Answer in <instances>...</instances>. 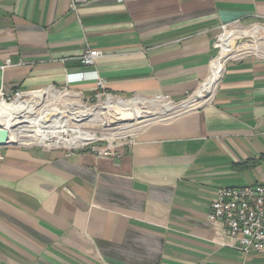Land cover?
Masks as SVG:
<instances>
[{
    "label": "crops",
    "instance_id": "crops-1",
    "mask_svg": "<svg viewBox=\"0 0 264 264\" xmlns=\"http://www.w3.org/2000/svg\"><path fill=\"white\" fill-rule=\"evenodd\" d=\"M261 21L264 0H0V90L83 71L68 88L85 98L95 72L120 97L183 101L222 25ZM86 48L102 53L91 67ZM204 98L116 144L0 147V264H264L207 218L217 189L264 184V59H227Z\"/></svg>",
    "mask_w": 264,
    "mask_h": 264
},
{
    "label": "built area",
    "instance_id": "built-area-1",
    "mask_svg": "<svg viewBox=\"0 0 264 264\" xmlns=\"http://www.w3.org/2000/svg\"><path fill=\"white\" fill-rule=\"evenodd\" d=\"M260 31H264V21L257 23V25L253 23L247 26H243L240 22L222 25V31L216 38L215 45L219 49L221 55V38L225 33H232L235 35L232 39L235 43L243 42L247 39L248 41H251L250 44L247 45L250 47L253 46V48L244 49L248 51L236 55L235 52L237 49L231 47V50L227 54L224 61L233 57L250 54H254L257 57L264 59V51H261L254 46L255 40L261 39V37L258 36V32ZM101 55L102 53L99 50L86 48L79 57V62L84 67H91ZM86 74L87 73L83 71L67 73V85L62 88L49 89H53L58 94H63L66 101L70 100L72 104H75V102L72 101H74V99L78 100L81 94L79 91L70 90V88H68V84L89 79L86 77ZM93 74L94 75L91 76L90 79H93L96 83V93L88 98L99 99L101 97H106V99L111 98L112 100L124 101L120 98V96L118 97L117 95L108 93L106 90L105 80L99 77L95 72ZM46 90L48 89L41 91H21L18 89L7 91L0 90V94L4 101L12 103L16 100H29L31 93L41 92V103L45 107L44 98H47L45 92ZM116 96L118 99H113V97ZM156 97L170 99L168 95H157ZM35 102H38V99H36ZM66 104L67 107L71 105L70 103ZM17 125L13 127L14 130L17 129ZM11 130L12 127L10 129V133L12 132ZM9 141L23 147L40 146L43 149H52L53 145L49 141L35 143L27 138L15 142L11 141L10 136ZM91 143L93 142L90 140L76 146H67L64 142H62L61 144L54 145L53 148L72 151L74 149H80L88 146ZM111 144L112 143H107L106 145ZM97 152L102 156H108L113 153L111 149L107 147H104ZM207 218L216 231L221 232L226 236L228 239V245L241 250L245 254H264V184L254 183L240 187H221L217 189L215 198L210 204Z\"/></svg>",
    "mask_w": 264,
    "mask_h": 264
},
{
    "label": "bare ground",
    "instance_id": "bare-ground-1",
    "mask_svg": "<svg viewBox=\"0 0 264 264\" xmlns=\"http://www.w3.org/2000/svg\"><path fill=\"white\" fill-rule=\"evenodd\" d=\"M235 35L232 33H225L221 38V55L220 59L219 57L215 59L213 64L211 65V71L210 76L205 80V82L202 84L200 90L193 96V98H190L189 100L182 101L181 104H185L188 102H193L194 99H200L205 97L212 89L213 84L215 83L222 63L224 62V59H226L227 54L231 50V43L232 39ZM46 93H51L53 97L56 98L58 93L54 91L53 89H48L45 91ZM41 92H35L31 93L30 97L38 99V102L35 101H28V100H16L12 103H7L3 100L0 94V124L12 127V132L9 134L11 141H19L23 139H35L39 143H43L46 141H49L53 145H57L61 141L64 142L67 146H76L83 142L89 141L91 139L95 138L94 133H89L87 131H81L78 129H72L67 127V123L74 119H81V120H91L95 119L97 120L98 116L106 115V112H111L112 109L118 110L122 116L118 117L121 121H125V114L126 112L131 113L130 115L133 118V122L136 120L138 121L139 118H143L144 113L141 112L138 108V105L141 103L144 104L148 102L146 98H142L139 96H136L134 98L128 99L126 101H119V100H112L111 98H107L106 101L103 103L104 106L101 107L103 112L94 113V111L90 108H85L80 104L73 103L70 108L65 111L59 112L54 109L55 105V98L53 104L47 102L44 105L41 103ZM39 96H38V95ZM59 97V95H58ZM158 101V105L162 107L163 112H167L171 108V100H164L162 97H156ZM164 100V101H163ZM50 101V100H49ZM50 101V102H51ZM40 113L36 116H30V113L33 112L35 109V106H41ZM44 107V108H43ZM29 112V115L26 114ZM75 115L73 116V114ZM109 115V113H108ZM149 116V113L148 115ZM151 116V115H150ZM107 117V115H106ZM124 117V118H123ZM146 117V116H145ZM50 122V123H49ZM80 122V120H78ZM20 123V124H18ZM112 121H110L108 118H106L105 125H110ZM18 124V125H17ZM17 125V129L14 130L13 127ZM132 124H126L124 126H121L120 130H125L131 128ZM66 135L67 138L65 139L63 136ZM24 137V138H22ZM56 138V139H55ZM112 139V138H110Z\"/></svg>",
    "mask_w": 264,
    "mask_h": 264
},
{
    "label": "rangeland",
    "instance_id": "rangeland-1",
    "mask_svg": "<svg viewBox=\"0 0 264 264\" xmlns=\"http://www.w3.org/2000/svg\"><path fill=\"white\" fill-rule=\"evenodd\" d=\"M260 23V22H258ZM257 25V23H255ZM258 36L261 37V39L259 40H255L254 42V46L257 47L259 50L264 51V31H260L258 32ZM251 41H248L247 39H245V41L243 42H238L235 43L234 40H232V47L237 49V51L239 52H235L236 55H239L240 53L246 52L248 50H244V49H248V48H253L248 46L247 44H250ZM205 82V81H204ZM201 88V86H200ZM200 88L191 95H188L183 101L185 100H189L190 98H193V96L200 90ZM38 95V94H37ZM59 95V97H58ZM55 97H53L51 95V93H46V97L44 98V102L46 104V101L53 104L54 99L52 100V98H55V105H54V109L62 112V111H67L70 106H72V103L70 100L66 101V98L63 96V94H58ZM136 96L142 97V98H146L148 100V102L144 103V104H140L138 105V109L144 113V116H142L143 118H139L138 121L136 120L135 122H133V120H131L130 118L125 120V121H121L118 117L121 116L120 113H116L114 112V109L111 110V112H106V115H101L97 117V120L95 121V119H91V120H81V119H74V120H70L67 123V127L68 128H72V129H80L81 131H87L89 133H94L95 134V138L91 139V142L94 143H112V144H116L118 142L124 141V140H128L131 137H134L141 129H143L144 127H146L147 125H152L155 123H165L170 121L171 119L174 118V116H177L179 114L184 113L185 111H189V110H193L196 107H198L199 105H201L205 100V98H200V99H194L193 102H186L185 104H181L180 106L178 104H180L182 101L179 102H175L172 101L171 99H164V100H171V108L167 111V112H163L162 107L157 106L158 105V101L156 100V96L155 97H143L140 95H133L130 97H120L122 98L124 101L134 98ZM119 97V96H118ZM118 97H113V99H118ZM29 100H31V97H29ZM51 102H50V101ZM163 100V101H164ZM33 101V99L31 100ZM106 101V97H101V98H95V99H90V98H85L83 96H80V98H78V100L74 99V101L77 104L82 105L85 108H90L94 111V113H98V112H103L102 108L104 106V102ZM9 103V102H8ZM66 103H70L71 105H69L67 107ZM42 106H36L35 109L33 110V112L30 113V116H36L40 113V108ZM109 113V115H108ZM128 113V112H126ZM132 113V112H131ZM149 113V116H147ZM29 115V112L26 113ZM75 115V113L73 114V116ZM151 115V116H150ZM146 116V117H145ZM106 118H108L110 121H112V123L110 125H105V121ZM78 120H80V122H78ZM50 123V122H49ZM146 123H149L146 125ZM126 124H132L131 128L129 129H123L120 130L118 128H120L121 126H124ZM64 138H67L66 135L63 136ZM112 138V139H110ZM56 139V138H55ZM32 142H37V140L35 139H31ZM90 141V140H89ZM62 141L58 144H61ZM40 147V146H39ZM54 145H52V149H53Z\"/></svg>",
    "mask_w": 264,
    "mask_h": 264
},
{
    "label": "water",
    "instance_id": "water-1",
    "mask_svg": "<svg viewBox=\"0 0 264 264\" xmlns=\"http://www.w3.org/2000/svg\"><path fill=\"white\" fill-rule=\"evenodd\" d=\"M222 56H219V58L220 59H222L221 58ZM225 60V59H224ZM204 83V82H203ZM202 83V84H203ZM115 112L116 113H118L119 111L118 110H115ZM131 113H127V114H125V119L124 120H127V119H133V118H131L132 116L130 115ZM122 116V115H121ZM124 118V117H123ZM10 129H11V127H7V126H4V125H2V124H0V147H2V146H6V145H8V144H10L11 142L9 141V133H10Z\"/></svg>",
    "mask_w": 264,
    "mask_h": 264
}]
</instances>
